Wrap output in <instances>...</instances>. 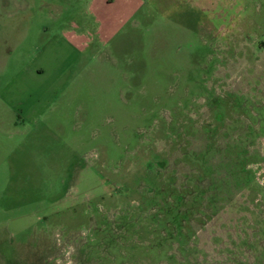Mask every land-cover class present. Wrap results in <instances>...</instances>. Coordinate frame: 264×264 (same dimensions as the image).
<instances>
[{
  "label": "rangeland",
  "instance_id": "rangeland-1",
  "mask_svg": "<svg viewBox=\"0 0 264 264\" xmlns=\"http://www.w3.org/2000/svg\"><path fill=\"white\" fill-rule=\"evenodd\" d=\"M264 0H0V264H264Z\"/></svg>",
  "mask_w": 264,
  "mask_h": 264
},
{
  "label": "trees",
  "instance_id": "trees-1",
  "mask_svg": "<svg viewBox=\"0 0 264 264\" xmlns=\"http://www.w3.org/2000/svg\"><path fill=\"white\" fill-rule=\"evenodd\" d=\"M262 45L264 46V42L262 43Z\"/></svg>",
  "mask_w": 264,
  "mask_h": 264
}]
</instances>
